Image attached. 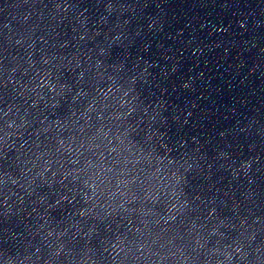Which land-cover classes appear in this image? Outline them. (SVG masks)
Listing matches in <instances>:
<instances>
[{"label":"water","instance_id":"95a60500","mask_svg":"<svg viewBox=\"0 0 264 264\" xmlns=\"http://www.w3.org/2000/svg\"><path fill=\"white\" fill-rule=\"evenodd\" d=\"M0 264H264V0H0Z\"/></svg>","mask_w":264,"mask_h":264}]
</instances>
